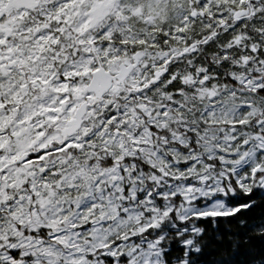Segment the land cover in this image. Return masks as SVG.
I'll return each mask as SVG.
<instances>
[{"label": "snow or ice", "instance_id": "obj_1", "mask_svg": "<svg viewBox=\"0 0 264 264\" xmlns=\"http://www.w3.org/2000/svg\"><path fill=\"white\" fill-rule=\"evenodd\" d=\"M0 264H264V0H0Z\"/></svg>", "mask_w": 264, "mask_h": 264}]
</instances>
